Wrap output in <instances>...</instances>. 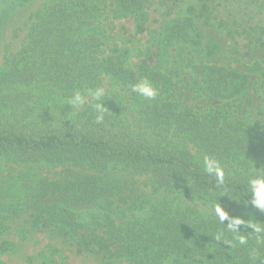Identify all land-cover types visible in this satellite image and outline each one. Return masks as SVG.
I'll return each instance as SVG.
<instances>
[{"label":"trees","instance_id":"16d2710c","mask_svg":"<svg viewBox=\"0 0 264 264\" xmlns=\"http://www.w3.org/2000/svg\"><path fill=\"white\" fill-rule=\"evenodd\" d=\"M30 2L0 0V157L30 169L61 167L62 176L50 181L27 172L14 185L0 182V235L10 229L18 203L52 232L132 264H250L253 239L235 247L216 240L224 226L214 205L232 217L264 222V212L245 195L250 171L264 168V130L232 105L247 93L253 70L201 61L194 66L201 91L221 104L190 106L168 71L133 68L131 51L110 44L104 23L133 19L143 34L152 13H162L157 56L159 66L169 65L181 59L175 48L210 57L203 27L236 36L256 32L264 44V0H48L14 52L3 45L5 35ZM141 78L159 95L140 102L138 128L108 94L100 124L91 102L78 110L64 105L74 90L103 86L105 79L131 92L128 85ZM205 155L221 161L222 188L203 172ZM136 175L153 182L155 197L134 186ZM225 240L232 235L225 232ZM14 247L0 244V264Z\"/></svg>","mask_w":264,"mask_h":264},{"label":"rangeland","instance_id":"374dc122","mask_svg":"<svg viewBox=\"0 0 264 264\" xmlns=\"http://www.w3.org/2000/svg\"><path fill=\"white\" fill-rule=\"evenodd\" d=\"M47 1L31 0L26 9L18 12L9 25L3 45H10V49L14 52L20 50L22 41L34 21L33 16L47 4ZM113 1L107 0L108 5H111ZM111 10L110 7V14ZM256 13L258 14L259 11L257 10ZM262 15L264 17V14ZM165 21L166 17L162 13H152L146 25V32L143 34L137 33V25L133 19L111 20L105 22L104 26L111 35V45L128 48L131 51L133 68L156 69L159 67L162 72L168 71L169 75L174 78L176 89L184 92L186 103L190 106L208 108L221 104L217 101L209 102L210 98L201 91L200 81L194 67L201 64V61H205L207 66L242 72L253 70L249 71L251 81L247 93L232 105L236 107L240 118L247 117L254 122L258 121L259 127L264 130V44L258 40L259 35L254 32L252 37L248 33L236 36L216 26L203 27L204 44L208 45L206 50L212 52L210 57L205 59L198 52L189 53L187 50L175 48V52L181 57L179 59L176 55L178 63L175 60L169 65L159 66L157 55L160 50L155 38ZM185 58H187L186 62ZM103 87L122 108L128 123H131L134 128L140 127L139 105L143 97L123 90L108 79L104 80ZM193 153L201 156L197 149H193ZM27 172L35 173L50 181L59 180L62 176L61 167L43 165L41 168L30 169L28 166L16 165L0 157L1 183L12 185L19 183L24 180V174ZM131 180L141 193L150 197L156 196H154L153 182H150L146 176H132ZM6 193L9 195L14 192ZM6 202L8 204L9 200L7 199ZM16 210L19 213L10 218L8 224L10 229L6 234L0 235V244L9 241L15 246L10 253L1 256L6 264H132L118 260L106 250L96 246L87 249L69 236L52 232L45 221H36L34 211L28 206L17 203Z\"/></svg>","mask_w":264,"mask_h":264},{"label":"clouds","instance_id":"9594fccd","mask_svg":"<svg viewBox=\"0 0 264 264\" xmlns=\"http://www.w3.org/2000/svg\"><path fill=\"white\" fill-rule=\"evenodd\" d=\"M128 87L137 96L148 100H154L159 95V89L147 78L137 79L135 83H131ZM106 95V89L103 86L84 90L78 89L74 90L67 100L64 101V105H70L72 110H78L91 102V106L95 111V121L100 124L104 121L105 115L109 111L103 105ZM200 163L203 172L213 177L216 186L222 188L225 185L226 174L221 161L215 157L205 155ZM262 169L264 168L257 169L254 167L250 171L245 195H250V203L253 207L264 212V170ZM247 203L249 202L245 201V204ZM214 213L219 223L224 226L223 231L216 234V240L225 241L227 245L235 247L237 245L247 246L249 239H253L255 246L249 249L250 264H257L258 261L260 264H264V256L261 255L260 251L261 248H264V222L232 217L220 203L214 205ZM242 227L250 228L251 231L244 232ZM225 232L232 235V240H225Z\"/></svg>","mask_w":264,"mask_h":264}]
</instances>
